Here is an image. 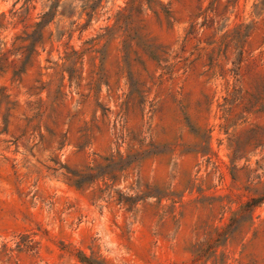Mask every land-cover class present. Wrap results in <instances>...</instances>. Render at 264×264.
Segmentation results:
<instances>
[{
    "label": "rangeland",
    "instance_id": "374dc122",
    "mask_svg": "<svg viewBox=\"0 0 264 264\" xmlns=\"http://www.w3.org/2000/svg\"><path fill=\"white\" fill-rule=\"evenodd\" d=\"M95 1L60 0L45 44L22 72L24 57L15 52L14 39L32 33L56 0H0V15L6 16L0 89L8 96L5 102L0 96V250L8 244L18 264H84L83 255L105 264H222V255L224 264H264V147L249 144L251 128H264V116L223 125L217 106L227 84L236 83L234 74L208 82L202 63L189 65L194 45L183 51L186 30L203 22L199 15L211 0H162L171 3L174 24L150 14L145 32L165 49L164 61L144 56L145 65L137 61L131 68L123 63L119 38L108 45L101 67L88 51L126 0H104L88 23L83 7ZM256 3L238 0L227 24L260 22L252 14ZM263 40L260 24L248 49L258 55ZM72 50L85 52L77 66L83 81L77 87L66 74V101L51 118L49 111L39 117L55 90L49 86L54 71L46 69L62 64ZM129 71L149 92L145 103L137 98L122 110L131 92ZM94 79L99 98L81 103ZM207 129L213 131L212 159L203 154ZM131 139L143 141L151 154L113 190L102 183L78 190L62 176L82 170L95 155L130 153ZM142 196L133 208L120 204ZM19 235L30 236L32 251H17Z\"/></svg>",
    "mask_w": 264,
    "mask_h": 264
},
{
    "label": "trees",
    "instance_id": "16d2710c",
    "mask_svg": "<svg viewBox=\"0 0 264 264\" xmlns=\"http://www.w3.org/2000/svg\"><path fill=\"white\" fill-rule=\"evenodd\" d=\"M30 1L25 0V3ZM103 1L96 0L93 7L87 5L83 7L88 17V23H91L97 16ZM59 4L60 0H56L49 11L40 16V21L34 26L32 33L23 32L14 39L12 45L15 47V52L24 57L22 72H26L29 68L28 65L38 57V48L45 44V31L55 19ZM237 7L238 0H211L199 15L203 22L197 24L196 21H193L183 38L184 52L189 46L194 45L191 57L194 56L195 59L189 65L197 62L202 63L203 68L206 69L204 74L208 76V82L217 76L225 79L228 73L234 74L236 83L232 86L227 84L221 98L222 102L218 103L217 106L220 114L219 119L224 123L223 125L231 127L241 123L247 124L252 118L264 116V50L256 55V51L248 49L256 27L262 24L264 28V0H257V3L253 5L252 14L258 19L262 17L261 21L253 22L250 25L240 22L232 25L227 24L230 18L226 17V14H233ZM150 14L161 23L166 22L169 26L174 24L171 3L166 4L162 0H126L123 6L117 7L115 12L107 18V22L110 24L102 29V34L89 42L88 51L96 54L94 60L99 61L100 67L106 61L108 45L117 38L121 40L122 59L128 68H131L133 63L137 61L145 65L144 56L159 65L164 61L167 54L165 49L157 45L154 38L145 32L146 18ZM5 19V15H0V31L4 28ZM201 31L203 38H198ZM102 42H105V45L99 49ZM2 46L5 44L0 42V48ZM262 46H264V40ZM84 55L85 52L72 50L64 57L62 64L53 63V67L46 69L54 71L49 86H55V90L52 93L49 106H40L39 117H43L49 111L48 117L51 118L66 101L68 97L64 91L66 74L70 83L73 84L77 80V87H80L79 82L81 83L83 78L81 74L78 75L77 66L83 64ZM184 61L187 63L189 59ZM230 61L233 68L227 69L226 66ZM100 67L98 71H100ZM95 74L98 75L99 73ZM129 80L131 92L127 96V100L120 105L122 110H126L130 104L133 105L137 98L145 103L149 92L135 80L132 71H129ZM96 81L88 89L87 95L81 94V103L86 104L92 97L99 98L101 90L97 88ZM4 91V89H0L1 101L5 102L8 96L4 95ZM205 99L207 106L211 107L213 99L209 96H206ZM6 104L9 105L8 102ZM206 131L207 147L203 154L212 159L214 154L209 141L213 131L210 129ZM48 132L52 134L51 131ZM250 133L253 136L249 144L255 147H264V128L255 125L251 128ZM120 140L124 143L126 139L121 137ZM135 142H137L135 139H131L130 153L126 155L120 151L105 157L95 155L93 161L82 170L67 171L62 176L71 187L78 190H87L99 183H102L106 190H113L120 183L126 171L137 162L147 159L151 154V150L146 149L148 146L145 147L143 141L138 144ZM58 171L59 169L55 170V172ZM145 198L146 196L123 198L120 200V204L133 208ZM18 238L16 249L19 253H28L33 250V246L30 244L32 242L30 236L19 235ZM13 253L14 250L8 244H3L0 250V264H18L12 262ZM221 260L224 264V255L221 256ZM81 262L84 264H105V261L99 262L93 258H87L85 255H83Z\"/></svg>",
    "mask_w": 264,
    "mask_h": 264
}]
</instances>
